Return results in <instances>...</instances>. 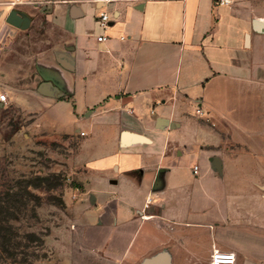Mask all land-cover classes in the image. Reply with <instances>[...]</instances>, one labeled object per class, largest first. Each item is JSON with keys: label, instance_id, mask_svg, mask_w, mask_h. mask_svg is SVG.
Returning <instances> with one entry per match:
<instances>
[{"label": "crops", "instance_id": "0c3cea01", "mask_svg": "<svg viewBox=\"0 0 264 264\" xmlns=\"http://www.w3.org/2000/svg\"><path fill=\"white\" fill-rule=\"evenodd\" d=\"M22 1L0 0L9 97L0 108L34 130L104 139L79 159L73 230L57 264H141L160 252L170 264H209L214 247L236 264H264V208L255 197L252 209L239 203L250 187L229 179L249 176L227 165L264 104V30L254 25L264 0ZM12 9L28 28L7 22Z\"/></svg>", "mask_w": 264, "mask_h": 264}, {"label": "rangeland", "instance_id": "374dc122", "mask_svg": "<svg viewBox=\"0 0 264 264\" xmlns=\"http://www.w3.org/2000/svg\"><path fill=\"white\" fill-rule=\"evenodd\" d=\"M248 118L247 143L231 147L233 161L227 165L231 172L244 167L237 172L239 179L249 177L245 182L229 179V185L243 182L242 187L255 188V196L249 191L239 203L252 209L255 197L254 208L262 213L264 104ZM29 120L9 105L0 108V264H57L73 230L74 194L83 170L79 159L98 151L104 140L102 134L92 135L80 143L71 134L31 129ZM238 156L245 161L234 162Z\"/></svg>", "mask_w": 264, "mask_h": 264}, {"label": "built area", "instance_id": "2783aa9c", "mask_svg": "<svg viewBox=\"0 0 264 264\" xmlns=\"http://www.w3.org/2000/svg\"><path fill=\"white\" fill-rule=\"evenodd\" d=\"M22 0H16L15 3H21ZM218 4H228L231 2V0H217ZM110 16L106 12H102L99 15L98 23L103 29H107L109 26ZM106 39V36L104 34H101L98 36L99 41H103ZM9 101L8 94L2 90H0V103L7 104ZM198 113H202L201 108H198ZM81 135H85V132H81ZM199 166H194V172L198 173ZM152 198H149L148 202H151ZM237 263V257L234 252L230 251H222L216 247H214L211 259L209 264H236Z\"/></svg>", "mask_w": 264, "mask_h": 264}, {"label": "water", "instance_id": "95a60500", "mask_svg": "<svg viewBox=\"0 0 264 264\" xmlns=\"http://www.w3.org/2000/svg\"><path fill=\"white\" fill-rule=\"evenodd\" d=\"M7 22L13 26L26 29L30 26L31 19L25 13H21L16 9H12L7 16ZM254 25L257 29L264 30V23L255 20ZM213 163L215 170L222 173L223 166L221 158L215 157L213 159ZM141 264H170V259L167 253L160 252L152 258L144 260Z\"/></svg>", "mask_w": 264, "mask_h": 264}, {"label": "trees", "instance_id": "16d2710c", "mask_svg": "<svg viewBox=\"0 0 264 264\" xmlns=\"http://www.w3.org/2000/svg\"><path fill=\"white\" fill-rule=\"evenodd\" d=\"M216 2H217V0H216ZM218 3V2H217Z\"/></svg>", "mask_w": 264, "mask_h": 264}]
</instances>
